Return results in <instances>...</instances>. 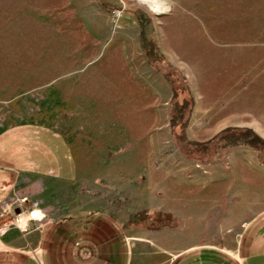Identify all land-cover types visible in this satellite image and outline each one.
I'll return each instance as SVG.
<instances>
[{
    "label": "rangeland",
    "instance_id": "rangeland-1",
    "mask_svg": "<svg viewBox=\"0 0 264 264\" xmlns=\"http://www.w3.org/2000/svg\"><path fill=\"white\" fill-rule=\"evenodd\" d=\"M141 35L186 79V139L249 128L264 140V0H0V169L53 179L74 165L109 167L130 140L141 165L185 179L192 166L212 165L214 180L227 177L237 199L264 208V165L253 149L203 162L180 152L170 121L177 97ZM17 207L7 228L17 227Z\"/></svg>",
    "mask_w": 264,
    "mask_h": 264
},
{
    "label": "crops",
    "instance_id": "crops-1",
    "mask_svg": "<svg viewBox=\"0 0 264 264\" xmlns=\"http://www.w3.org/2000/svg\"><path fill=\"white\" fill-rule=\"evenodd\" d=\"M120 142L109 167L74 165L53 179L0 169V264H264V208L237 199L227 177L214 180L212 165L192 166L185 179L141 165L131 141ZM13 203L25 230L3 229ZM33 209L41 220L27 221ZM158 212L175 225L135 218Z\"/></svg>",
    "mask_w": 264,
    "mask_h": 264
},
{
    "label": "trees",
    "instance_id": "trees-1",
    "mask_svg": "<svg viewBox=\"0 0 264 264\" xmlns=\"http://www.w3.org/2000/svg\"><path fill=\"white\" fill-rule=\"evenodd\" d=\"M137 19L140 20V17ZM140 40L142 50L149 63L154 65V67H156V69L163 74V77L166 78L175 93V97H177L178 104H176L173 109L170 121L171 131L173 132L171 133L175 137L176 142L179 144L180 152L186 158L203 162L209 160L210 157L212 158L216 154L224 155L231 148L246 146L258 153L257 158L259 162L264 165V140H262L259 135L257 136L252 129L227 128L217 132L215 136L205 142H195L184 137L182 129L187 121L185 110H189L193 104L191 103L192 98L187 87L186 79L178 70L171 68L161 55L157 56L150 51L151 49L147 48V41L144 38V35L140 36ZM162 67H165L171 70L174 74L178 75L181 78L182 84L185 86L184 89L175 88L169 73L162 71ZM177 124H180V128L176 129ZM135 218L139 221L140 225L150 229L167 228L175 225L174 217L166 213L158 212L152 215L141 213L136 215Z\"/></svg>",
    "mask_w": 264,
    "mask_h": 264
},
{
    "label": "built area",
    "instance_id": "built-area-1",
    "mask_svg": "<svg viewBox=\"0 0 264 264\" xmlns=\"http://www.w3.org/2000/svg\"><path fill=\"white\" fill-rule=\"evenodd\" d=\"M20 202H23V200H20ZM33 206H36V204L34 203ZM10 210H11V205H9V206L7 207V212H9ZM27 216H28V217H27V218H28L27 221H39V220L42 219V217L39 216V214H38V212H37L36 209L31 210V211L28 213ZM22 222H23L22 219H16V218H15L14 224H15L19 229L25 230V228H26V227H25V224H23ZM25 223H26V221H25ZM5 228H7V225H5V226L3 227V229H5Z\"/></svg>",
    "mask_w": 264,
    "mask_h": 264
},
{
    "label": "bare ground",
    "instance_id": "bare-ground-1",
    "mask_svg": "<svg viewBox=\"0 0 264 264\" xmlns=\"http://www.w3.org/2000/svg\"><path fill=\"white\" fill-rule=\"evenodd\" d=\"M149 6V8L154 11V12H158L160 10L159 6L154 5L151 1L146 2Z\"/></svg>",
    "mask_w": 264,
    "mask_h": 264
}]
</instances>
